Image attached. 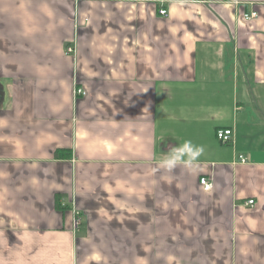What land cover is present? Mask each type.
<instances>
[{
  "label": "crops",
  "instance_id": "crops-1",
  "mask_svg": "<svg viewBox=\"0 0 264 264\" xmlns=\"http://www.w3.org/2000/svg\"><path fill=\"white\" fill-rule=\"evenodd\" d=\"M0 264H264V0H0Z\"/></svg>",
  "mask_w": 264,
  "mask_h": 264
},
{
  "label": "clouds",
  "instance_id": "clouds-1",
  "mask_svg": "<svg viewBox=\"0 0 264 264\" xmlns=\"http://www.w3.org/2000/svg\"><path fill=\"white\" fill-rule=\"evenodd\" d=\"M203 146L195 145L191 140H185L179 146L169 149L158 161V167L167 171H173L182 167L189 172L199 170V157L203 154Z\"/></svg>",
  "mask_w": 264,
  "mask_h": 264
},
{
  "label": "built area",
  "instance_id": "built-area-1",
  "mask_svg": "<svg viewBox=\"0 0 264 264\" xmlns=\"http://www.w3.org/2000/svg\"><path fill=\"white\" fill-rule=\"evenodd\" d=\"M159 13L161 15H166V11L164 9L159 10ZM255 16H256L255 11H250L249 13L244 14V17L246 19H251ZM65 49L68 53H71L74 50L72 46H67ZM75 93L76 94H83V91L77 89L75 91ZM231 135H232V131L229 128H218L217 130H215V136H216L217 140L222 144H226V143L230 142ZM200 183L203 185L204 189H208L211 186V183L208 181V179L206 177H202L200 179ZM252 203H253V200H249L247 202V204H252ZM78 224H79V218L75 217L74 218V226H77Z\"/></svg>",
  "mask_w": 264,
  "mask_h": 264
}]
</instances>
